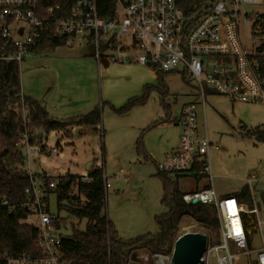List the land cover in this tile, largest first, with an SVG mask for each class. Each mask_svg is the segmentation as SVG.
Masks as SVG:
<instances>
[{
    "label": "built area",
    "instance_id": "1",
    "mask_svg": "<svg viewBox=\"0 0 264 264\" xmlns=\"http://www.w3.org/2000/svg\"><path fill=\"white\" fill-rule=\"evenodd\" d=\"M63 1L66 2L0 0V60L19 65L33 55L32 47L37 42L58 38L67 47L92 45L97 60L105 58L113 63L141 64L154 71L180 72L186 81L195 84L202 107L205 86L232 103H264V76L258 61L264 33L251 35L259 43L250 49L242 45L238 32L241 16L245 20L253 15L251 27L255 25V31L264 26V0H113L107 17L100 15L96 0ZM251 5L263 9L253 13L247 8ZM21 113L27 121L23 106ZM198 115L194 102L181 108L176 122L180 130L177 145L163 154L156 168L175 178L206 179L201 188L181 192L185 204L214 207L220 242H206L202 264H235L240 258L242 264H264V203L259 204L252 191L255 171L246 179L251 206L234 196L218 195L212 187L209 150L219 146L209 141L204 118L202 133ZM30 138L25 132L17 142L27 156L36 152ZM121 173L122 169L116 171V175ZM26 174L30 178V185L24 190L26 200L10 204L0 198V210L24 211V222L37 231L39 254L0 253V264H68L62 258L60 243L71 230V225L67 227L71 217L66 211L69 203L63 199L57 201V208L63 206L60 210L49 209V193L63 195L68 179H55L46 173ZM103 179L106 189L109 183L105 176ZM89 180L87 175L76 178L80 183ZM66 194L73 196L76 192L66 188ZM193 199L196 203H192ZM83 201L80 195L77 204ZM60 219L66 221L59 223ZM254 236L260 242L256 249L252 248ZM171 252L149 254L154 264H170Z\"/></svg>",
    "mask_w": 264,
    "mask_h": 264
},
{
    "label": "rangeland",
    "instance_id": "2",
    "mask_svg": "<svg viewBox=\"0 0 264 264\" xmlns=\"http://www.w3.org/2000/svg\"><path fill=\"white\" fill-rule=\"evenodd\" d=\"M247 8L253 13L263 9L254 5ZM252 16L250 14L245 20L241 16L238 25L242 45L250 49L259 43L257 38L251 36ZM93 52L92 45L45 46L19 63L20 89L26 97L31 93L39 99L60 100L64 108L66 102L69 104L70 109H64L61 114L63 119L50 113L52 118L65 120L88 113L94 106H98L101 113V123L94 127L74 126L70 129V136L62 131H50L41 141V145L45 146L44 151L32 145L36 152L27 156L25 149L19 148L25 158L24 166L19 168L21 171L33 175L46 173L56 179L66 175H86L87 163L100 166L109 183L101 212L114 224L119 236L128 240L146 233L156 234L158 227L155 216L166 211L160 201L162 184L156 163L170 150L165 151L166 146H174L177 142L180 130L174 120L178 119L181 108L194 102L199 106L201 131L204 133V118L207 137L219 146L218 154L235 158L236 164L233 165L237 168L248 166L247 174L258 166V176L261 175L264 170V142L257 141L250 130L257 125L259 130H264L263 123L244 124L235 117L234 103L206 86L202 108L201 96L195 84L186 81L177 71L163 74L167 89L163 103L159 91L151 88L144 104L118 113L114 109L121 107L131 97L141 96L144 85L158 84L156 71L141 64L113 63L108 59L100 60L98 66ZM164 114L169 115V121L150 126ZM141 132L143 153L138 154L134 143ZM1 152L0 149V167L4 164ZM119 169H122V173L116 175ZM170 177L175 179L174 176ZM176 181L180 192L193 191L206 184L205 178L197 180L191 176H179ZM245 184L238 173H213L212 176V187L218 195H232ZM263 184L262 181L251 182L259 204L263 201ZM56 194L54 191L49 193L51 212L57 211ZM31 219L35 221V217ZM67 221L68 229L71 223L77 229H83L86 222L72 216ZM179 229L181 233L203 231L189 215L180 218ZM218 242L219 238L212 244ZM259 246L258 238L254 236L252 248ZM149 253L152 252L146 248L132 250L128 264H154ZM242 262L243 258H240L235 264Z\"/></svg>",
    "mask_w": 264,
    "mask_h": 264
},
{
    "label": "trees",
    "instance_id": "3",
    "mask_svg": "<svg viewBox=\"0 0 264 264\" xmlns=\"http://www.w3.org/2000/svg\"><path fill=\"white\" fill-rule=\"evenodd\" d=\"M72 0H69V2ZM57 2H66L57 0ZM100 15L107 17L113 0H96ZM251 27V35L259 36L264 33V26L255 31ZM58 38H48L37 42L32 47L33 53L48 46H60ZM258 61L264 76V40L260 41ZM165 72L156 71L158 84L155 86L144 85L143 94L139 97L129 98L121 107L114 109L118 113L125 112L131 107L144 104L147 93L151 88L159 91L161 101L167 93L163 83ZM26 110V119L21 116V107ZM169 121V115L158 119L150 126ZM101 123V113L98 106L85 114L69 117L65 120L54 119L49 116L44 106L37 100L23 96L20 91L19 65L13 61L0 60V149L3 166L0 167V198H5L10 204L26 200L24 190L30 185L29 176L19 168L24 166L25 158L17 146L22 134L28 132L31 136L30 143L39 146L41 151L45 146L41 141L50 131H62L67 136L71 135L70 129L74 126H96ZM255 134L257 141L264 142V130L255 126L250 130ZM135 151L143 153L142 132L135 140ZM86 175L88 182H76L78 176L66 175L68 179L66 188L75 190L76 194L69 196L66 188L63 195L56 194V200L68 201L66 211L77 220H85L83 229H77L71 224L68 235L61 239L60 252L68 264H128L130 252L134 249L146 248L150 252L170 253L175 239L181 235L179 220L184 215L191 216L202 227L210 244L218 241V222L214 207L211 204H185L181 199V192L177 187V178L172 179L167 174L157 172L162 184L161 203L166 211L155 216L158 227L156 234L146 233L134 239H122L114 224L102 214L106 194L104 187V172L100 166L89 164ZM83 196L82 204H77L79 196ZM238 201L251 206V196L248 186H241L240 190L232 195ZM263 203H264V192ZM63 206L58 205L57 210ZM26 214L18 209L8 212L0 210V253L17 255L21 253L39 254L35 243L36 229L24 222ZM66 220L60 219L59 223ZM196 232V231H194Z\"/></svg>",
    "mask_w": 264,
    "mask_h": 264
},
{
    "label": "crops",
    "instance_id": "4",
    "mask_svg": "<svg viewBox=\"0 0 264 264\" xmlns=\"http://www.w3.org/2000/svg\"><path fill=\"white\" fill-rule=\"evenodd\" d=\"M100 60L106 61L105 58H101L99 60L96 59L98 66L100 65ZM106 63L107 62H104V64H106ZM20 91H21V89H20ZM21 94L23 96H25L22 92H21ZM27 97L33 98L39 102L41 101L40 103L44 106V108L48 112L49 116H51L50 113H52L54 115L61 117V119H63L61 114L64 111V109H66V110L70 109V106L67 102H66V105L64 108L63 104L60 102V100H57V102H54V101L52 102L49 99H39L38 97H36L34 94H31V93H30V95L27 94ZM232 108H233V112L235 114V117H237L238 120L242 121L244 124H249V125L259 124V123L264 124V103L251 104V103H244V102H235L234 104H232ZM198 110H199V106H198ZM57 119H59V118H57ZM176 122H177V119L174 120L175 125H177ZM177 141H178V137H177ZM176 145H177V142L174 146H171V147L166 146L165 151L168 148H170V149L174 148ZM218 151H219V148L209 150V164H210L212 176H213V173L216 175H222V174H226V173H231V174L236 175L238 173V177L241 180H244L246 182V179H247L248 175L250 174V173L247 174L248 166H245L243 168H241V167L237 168V167H235V165H233V164H236L235 158L224 157L222 155H219ZM232 165H233V167H232ZM87 168H89L88 163H87ZM252 169H255L254 171L256 174V178L254 181L264 182V170L261 172V175L258 176L259 167L257 166V167L252 168ZM261 188H262L261 189L262 192H264V184L262 185ZM252 191H253V188H252ZM259 195L261 196V193H259Z\"/></svg>",
    "mask_w": 264,
    "mask_h": 264
},
{
    "label": "water",
    "instance_id": "5",
    "mask_svg": "<svg viewBox=\"0 0 264 264\" xmlns=\"http://www.w3.org/2000/svg\"><path fill=\"white\" fill-rule=\"evenodd\" d=\"M192 203H196V199ZM206 242V235L201 232L182 233L173 243L170 264H202Z\"/></svg>",
    "mask_w": 264,
    "mask_h": 264
}]
</instances>
